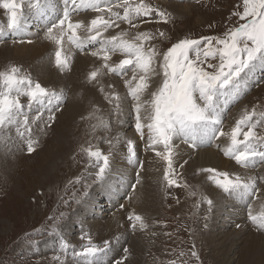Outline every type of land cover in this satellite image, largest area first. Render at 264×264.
I'll return each instance as SVG.
<instances>
[{
    "label": "rangeland",
    "instance_id": "obj_1",
    "mask_svg": "<svg viewBox=\"0 0 264 264\" xmlns=\"http://www.w3.org/2000/svg\"><path fill=\"white\" fill-rule=\"evenodd\" d=\"M62 2L63 0H58V7L61 9L63 8ZM144 2L168 13L169 21L167 23L163 22L153 12L150 17H139L135 20L134 23L139 25L136 28L131 27L127 23L119 22V27L113 26L103 32L102 36L107 38L126 32L127 35L124 39L132 40L137 33H151L154 38L145 41V48L154 46L159 52L163 53L174 43L185 37L194 39L222 37L229 28L243 23L238 16L232 15L233 12H242L240 8L243 10V0H180V3H187L191 8V15H186V17L176 16L169 12L163 4L159 3L162 1L156 3L155 0H144ZM170 2L174 3L176 1H164V3L169 4ZM17 3L20 4L21 0H17ZM130 3L135 5L140 3V0H130ZM28 9V3L23 0L21 11L25 13ZM112 11L123 15V8H113ZM7 15V11L0 8V17H2L0 19L5 22V25L8 19ZM85 15L93 16L92 20L100 15L107 19L110 14L107 11L103 14L95 11H84L73 16L84 17ZM39 21L38 24L35 22L24 27V35L20 40L9 33L6 37L0 38V72L5 71L10 65L20 66L22 72L29 74L34 82H39L43 87L50 90L51 87L42 82L43 79L40 76L38 77L33 67L28 65L26 61L23 60V63L14 59L6 61L5 56L4 58L1 57V48L14 47L17 45L16 42L21 40L26 41L25 45L27 46H31L32 42L45 40L46 25H48L49 21H45L46 23H42V20ZM30 30H33V33H30ZM160 32L165 33V36L161 37L159 35ZM8 35H11V39H6ZM28 41L31 42L29 43ZM97 46L96 44L88 45L83 52L73 46L71 47L77 52L79 51L77 55L88 54V56L93 57L94 61L96 60L95 63L98 61L100 63L101 60L92 56L89 51V49H94ZM66 54L70 55L71 53L68 51ZM115 56H118L120 60L125 58L124 56L121 58L122 55L120 56V54ZM52 58V64L54 65V54ZM68 59L71 61L70 58ZM157 59L159 60V57ZM215 62L213 61V63ZM72 68L73 64H70L67 68H63V72L58 70L57 73L60 74L62 72L69 75ZM96 69L106 70L102 68L101 63L97 65ZM93 70L95 68H90L87 74L90 75ZM89 75L87 77L85 75L83 81L86 79L87 82L84 83L82 81V85L88 91L91 90L95 93L100 100L98 102H93L91 99L86 102L81 101L85 92L73 95V101L78 102L80 106L82 105L81 107L79 106L81 115L76 117L75 124H73L75 126L74 130L71 129V137L64 145L57 144L55 139L58 129L62 128L58 117L59 113H62L61 111L67 108L70 102L71 87L69 86L66 89L68 91L65 93L62 103L59 105V109L57 110L56 101L53 105H45L47 107H44L47 110H40L44 114L42 120H36L35 123L31 124V136L38 141L34 145L35 151L33 153L28 154L26 143L17 136L14 129L6 131L0 137V264H82L83 257L77 256L75 253L80 252L82 246L87 243L88 235L91 236L92 242L97 246H102L104 241H110L107 254L104 256V264H136L137 262L139 264H220L221 259L218 258V255L224 250L225 263L227 264L229 260L228 262L237 264L232 257L233 247L225 245L222 248L215 249L217 243L208 244L205 241V236L209 233V229L212 228V219L216 217L215 213L211 217L213 208H215L214 205L207 203L212 198L210 194L212 190H220L215 186L212 179L215 174L203 171L204 169L199 170L197 167L193 168L191 172L180 170L181 164L175 161L174 149H172L174 174H170V177L176 181V184L169 186L164 179L166 163L163 160V168L159 173L160 182L157 190L158 195L155 199L156 202L147 207L150 211L147 217L142 219L146 227L140 231L141 233H138V229L131 227V224H136L137 222L129 221L128 216L131 212L126 209V206L123 208L122 201L127 198L128 190L125 195L119 197L120 200H114L113 206H109L106 203L105 196L101 194V182L97 181L94 176L95 171L98 170L92 167L95 164V160L90 159L84 149L91 147L93 151L100 150L103 154L108 155L112 172L105 177V180L107 181V177H109L113 183L114 181L119 182L126 175L123 172L114 171L111 160L117 148V139L123 135V131L120 119H117L118 116L114 112V103H110L105 98L106 93L110 94L116 91L112 85L109 87L110 84L106 86V89L104 85L102 86V81L109 78L108 75L103 74V77H101L102 74L101 76L98 75L96 80L93 81L89 80ZM109 75L114 76L111 73ZM112 77L110 78L112 79ZM117 79L122 80L119 76H117ZM128 79H131V73L123 77V80ZM135 83L133 81V85ZM151 84L150 81V88H152ZM158 84L153 87L154 90L159 86ZM101 87L104 95H102L100 90ZM124 88H126L125 83ZM153 89H148L145 92L144 97L146 99L150 98V92L154 91ZM21 99L22 103L26 102V98ZM106 105L108 108L111 106V108L105 110ZM241 106L242 108H240ZM254 106L257 111L264 110V72L262 71H257L253 78V86L242 99L238 102L230 101L227 105H223L224 109H226L223 130L225 132L230 131L244 111H251ZM49 110L54 113V121H48ZM110 111L114 112V117L111 120L108 115ZM240 112L243 113L240 114ZM35 115L36 109L33 108L29 116L35 117ZM49 123L51 126L47 127L46 125ZM133 124L134 122L130 123L128 128H124L127 129V132L124 131L125 134H129L130 131L134 133ZM255 131L258 135L264 136V128L257 127ZM136 133H134L135 136L131 134L133 137L129 134L130 137L127 136V141L132 140L133 144L138 145L135 138H138L139 135L137 133V137ZM240 138L242 139L243 137L241 136ZM185 145L189 146L186 143ZM59 146L60 148L62 146L65 154L61 155L62 157L51 166V157L57 152ZM206 147L212 148V144ZM206 147L191 148L199 152V150H205ZM258 148L264 149V146L258 145ZM216 150L218 152V148ZM50 153H52L51 156ZM193 156H190L188 160L190 161ZM224 157L229 159L226 156ZM229 160L234 161L232 159ZM134 161L137 163L136 172L140 171V165L143 161H140L137 154L131 162ZM205 169L212 168L207 167ZM250 170L255 173H264V165L258 164L255 169ZM90 173H93V175H89ZM228 173L229 176L232 175V178L235 177V172L229 171ZM136 175L134 174V176ZM77 180L80 182L77 183ZM135 184L136 182L132 186H135ZM257 185L259 192L256 196L250 198V203H247L246 207L244 206L246 210H248V206L251 203H256L261 193H264V181L257 183ZM85 186H87L88 192L86 197L83 195ZM132 186L129 188L130 191L133 190ZM204 186L207 187L204 188ZM136 192L137 190L132 191L134 194ZM222 194L224 198L232 200L236 206H239L235 198L229 196L228 193L222 191ZM93 197L99 203L106 204L107 207L101 208V211L104 209L109 211V213L98 215L95 212V207L89 208V213H87L85 206L88 205L87 201ZM129 201H133V199ZM85 202L87 203L85 204ZM118 208H123V212L119 214L117 225L123 230L120 233L121 235L104 229L101 231L97 230L93 227L95 225L90 224L95 222V219L98 221H96L97 224L102 225H104V222L114 220L112 211L114 212ZM86 219L88 220L86 221ZM234 228L237 231L239 224ZM248 228L264 237V230L259 229L257 226L251 224ZM233 229L226 228L228 232ZM132 234L141 237L142 240L144 239L143 245L137 247L138 249L136 248L137 244L134 246L132 242L134 240ZM213 235L217 236L214 232ZM219 237L218 235L214 240L219 239ZM62 240L67 242L66 248L63 247ZM125 249H127V252H125ZM193 252L196 253V256L192 255ZM234 258L237 261V257L234 256Z\"/></svg>",
    "mask_w": 264,
    "mask_h": 264
},
{
    "label": "snow or ice",
    "instance_id": "obj_2",
    "mask_svg": "<svg viewBox=\"0 0 264 264\" xmlns=\"http://www.w3.org/2000/svg\"><path fill=\"white\" fill-rule=\"evenodd\" d=\"M22 3L23 0L20 4L17 0H0V8L8 13V30H24L27 20L21 11ZM28 7L33 16L49 21L46 35L57 45L61 44L65 36L71 46L82 52L88 45L96 44L98 46L89 51L92 56L103 61V69L121 78L131 73V79L125 80L128 90L125 98H130L132 102L135 131L143 138L147 129V146L165 161L164 179L169 186L176 184L170 177V174H174V138H179L190 147H201L224 136L229 140V145L223 149L224 155L237 165L244 169L264 165V149L258 148V145L264 146V136L255 131L257 127L264 128V110L257 111L255 106L251 111L245 110L230 131L223 130L226 112L223 105L242 99L253 86L257 71L264 72V0H243L242 12L232 13L243 23L229 28L222 37H185L163 53L154 46L145 48V41L154 38L151 33H137L132 40L124 39L126 32L107 38L102 36L103 32L113 26L119 27V22L136 28L139 25L134 23L135 20L150 17L153 12L163 22L169 21L168 13L154 8L144 0L135 5L130 0H63L62 9L58 7V0H28ZM113 8H123V15L113 12ZM84 11L102 14L107 11L110 15L107 19L100 15L92 19L90 25L73 21L74 14ZM82 27L87 33L83 38L77 33ZM3 31L4 28L0 27V34ZM159 35L164 37L165 33L160 32ZM20 42L24 43L23 40ZM117 54L125 58L118 64L110 65L109 61ZM54 58L58 68L69 66L68 57H62L60 50L55 51ZM101 74V69H96L90 73L89 80H96ZM157 76L161 77L159 86L150 92L149 99H142L150 88L151 79ZM133 81L136 82L134 85ZM100 90L103 92L102 87ZM21 98H26V102L22 103ZM105 98L110 103L115 101L116 116L123 115L120 103L122 98L117 93H106ZM54 100L58 110L63 100L61 94L34 82L29 74L22 72L20 66L10 65L0 72V137L14 129L17 136L26 143L28 154L33 153L38 141L31 136V124L42 120L43 113L40 110L45 105H51ZM33 108L36 109V115L30 117ZM54 119V113L49 110L48 121ZM46 126L50 127L51 124ZM126 144L128 160L131 162L136 157L134 144L132 141H126ZM157 145H161L162 150H157ZM84 151L90 159L95 160L92 167L98 169L94 176L101 182V194L105 198L115 195L118 191L116 185L105 180L111 174L109 156L100 150L93 151L91 147ZM203 171L214 173L212 179L215 186L233 198L249 201L259 192L255 177L236 175L232 178L229 173L217 172L215 169ZM132 187L134 190L135 186ZM83 195H88L87 186ZM207 203L211 205L212 201L208 200ZM248 218L264 230V215L255 216L249 210ZM128 219L140 222L141 230L146 227L139 215L130 214ZM136 226L135 223L131 224L133 229ZM61 243L67 247L66 241L62 240ZM109 244L110 241H104L102 246H97L88 235L87 243L75 254L83 257L82 264H104ZM192 255L196 256V253Z\"/></svg>",
    "mask_w": 264,
    "mask_h": 264
},
{
    "label": "bare ground",
    "instance_id": "obj_3",
    "mask_svg": "<svg viewBox=\"0 0 264 264\" xmlns=\"http://www.w3.org/2000/svg\"><path fill=\"white\" fill-rule=\"evenodd\" d=\"M155 1H156V3H158V1H162L159 3L163 4V6H165L169 10V12H172L176 16L186 17V15L190 16L192 13L189 4L180 3V0H175L176 2H174V3L170 2V4L164 3L165 0H155ZM26 2L28 3V0H26ZM62 5H63V2H62ZM23 14H24L25 19L27 20V24L25 25V27H27L28 25H32L35 22L38 24L40 22L39 20H42V19H39V18L33 16L30 9H28ZM90 16L89 15L88 16L85 15L84 17L83 16H81V17L72 16V19H73V21H80L84 25H90L91 18L93 17V16L92 17H90ZM0 18H2V17H0ZM54 18L55 17H53V19ZM45 21L48 22L47 19H44V20H42V23H46ZM7 22H8V19H7ZM7 22H6V25H7ZM6 25H5V22H3L0 19V27L4 28L3 33L0 34V38L6 37V35L9 33V34L14 35V37L18 40L22 39V36L24 35L23 31L22 32H13L11 30H8ZM143 26H145V25H143ZM30 33H33V30L32 31L30 30ZM77 33L82 38L85 37L87 34L84 31L83 27L81 29H78ZM54 34H55V30H54ZM112 36H114V35H112ZM6 39H11V35H8ZM25 42L24 43L16 42L17 45L14 47L10 46V47L1 48L2 55H3V56L1 55V57L4 58V56H5L6 61L9 59L10 60L14 59V60H17L19 62L22 61L21 63L26 61V63H28V65H31L33 67V70H35L38 77L40 76V78L43 79L42 82H44L46 85H49L51 87L50 90L55 91L58 94H61L63 99H64L65 93L68 91V90H66L67 87L68 86L71 87L70 88V94H69L70 95L69 96L70 102L68 104V107L65 108L64 110H62L61 111L62 113H59V116H58L59 120L61 122L62 128L58 129V132L56 134V139H55L57 144L64 145L65 142L68 139H70V137H71V131L74 130V127H75L73 124H75L74 122L76 120V117H79V115H81L79 113V110H80L79 106L80 105L78 102L73 101V95L75 96V94H77V93L85 92L82 95L81 101L86 102L89 99H91V100H93V102H96V101L98 102L100 100V98L98 99V96H96L95 93H93L91 90L88 91L87 89H85L83 87L82 81H83L85 75H86V77L89 75L87 73H89L90 68H95V70H96L97 65H100V63L102 65L103 62H101L102 61L101 60L100 63L98 61V62H96L98 64H96L95 63L96 60L94 61L93 57L88 56V54L87 55L86 54L85 55H81V54L77 55V54H79L78 53L79 51L77 52L75 50L76 48L73 49L71 47V45L68 43V41L66 39V36L64 37L63 41L59 45H57L54 41H51L47 37V35H46L45 40H42L39 42L38 41L32 42L31 46L25 45ZM59 49H61L60 51L62 52V57L67 56L68 58L71 59V61L68 59V64L69 65L73 64L72 71L70 72L69 75L62 73L64 67L58 68L56 66V64H54V65L52 64V61H53L52 55L55 53V51H57ZM68 51H70V53H71L70 55L66 54ZM122 57L123 56H121V58ZM119 61H120V59L118 58V56L117 57L115 56L112 58L111 61H109V64L110 65L118 64ZM157 67H158V65H157ZM58 70H62V72L60 74H58L57 73ZM101 72H102V76L101 75H99V76L103 77V74H107L109 77V78H106L107 80L105 79L106 81L101 78L103 80L102 86L104 85V87L106 89V86H108L109 84L112 85L113 89H116L115 93H117L122 98L120 103H121V106L123 108V115H120L117 118V119H120V122L122 124V127H121L122 131L127 132V129H124V128H128L130 123H133V122H134V124H133L132 128L135 129V120H134L135 114H134V111L132 110V102L130 101V98H125V97H127V91H128L127 88H124L125 80H123V78H122V80L117 79V75L115 76V74H113L114 76L112 77L111 75H109L107 70H105V71L101 70ZM67 76H69V77H67ZM110 77H112V79ZM108 81H110V82H108ZM159 81H160L159 76L153 77L151 79L152 88H149V89L152 90L153 87H155ZM83 82L85 83V82H87V80L85 79ZM52 86H55V87L52 88ZM99 86H100V83H99ZM105 92H106V90H105ZM102 95H104L103 92H102ZM142 99H146V98L143 96ZM54 102H55V100L52 102V105L54 104ZM113 103H114L113 108H114V112H115V101H113ZM45 107H47V106H45ZM45 107L43 108L44 110L46 109ZM105 107H106L105 110H107L108 106L106 105ZM110 108H111V106H109L108 109H110ZM240 108H242V106ZM114 112L113 111L109 112L108 115L110 116V118H109L110 120L112 117H114ZM242 113L240 112V114H242ZM43 116H44V114H43ZM236 117H238V116L236 115ZM123 132H122L123 135L117 139V143H116L117 148L114 152V155H113L111 162H112V167H113L114 171L123 172L126 176L123 179L119 180V182L114 181L116 188L117 189L119 188V189H118V191L115 192V195L111 196V198H106V200H107L106 203L109 206H113L115 201L117 199H119L120 196L122 197V195H125V192L127 193V190H128L129 194H128L127 198L125 199V201H124V199L122 201L123 208L126 206V209H128L131 212V214L139 215V216H141L142 219H145L148 215V212L150 211V210H148L149 208L147 209V207H150L151 205L154 204V202H156L155 199L158 195L157 190H158V185L160 182L159 181L160 180L159 173L161 172V169L163 168V166H162L163 160L160 157H157L153 150L148 148V146H147V140H148L147 129H145V135L143 138H141V136L139 134H138L139 135V137H138V135L136 133L138 138H135V140H136L138 145L134 144V148H135V152L138 155V158L140 159V161L141 160L143 161L141 163L142 164L141 170L136 172V168H137L136 164L137 163H135L136 161L129 163L128 156H127V144H126V141L128 138L127 136H129V134H130V136H131V134H133V136H135L134 133L136 131H134V133L130 131L129 134L128 133L125 134V132L124 133ZM133 136H131V137H133ZM173 144H174L173 149H174V154H175V161L178 164H181L180 170H182V171H190L191 172L192 169L196 168V167L199 170L205 169L208 167V168L216 169L218 172H227L228 173L229 171H232V172L236 173L235 176L236 175H239V176L241 175L242 177L252 176V177L256 178L257 183L264 181V173H262V172H259V173L256 172L255 173L254 171H251L250 169H244V168L240 167L239 165H237L234 161H231V160L226 159L224 157L225 155H224L223 149L229 145V141H228L227 137L222 136L221 138L219 137V139H216L215 141H213L211 143L212 148L206 147L209 145L201 146V147H206V149L201 150V151L199 150V152H197L194 149H192L191 147L185 145V143H183L179 138H174ZM57 147H58V145H57ZM59 148H60V146H59ZM59 148H58L57 152L55 154H53L51 157L52 158L51 162H50L51 166H53L54 163L60 157H62L61 155L65 154L62 146L60 149ZM156 148H157V150H161L162 146L157 145ZM197 148H200V147H197ZM217 148H218V152L216 150ZM55 149H56V147H55ZM61 149H62V151H61ZM61 152H63V153H61ZM195 152H197L196 155H194ZM51 154L52 153H50V156H51ZM148 154H150V156H148ZM190 156H193V158L190 159V161H189L188 159L190 158ZM110 172H112V170H110ZM134 174H137L139 176V183H137V175L134 176ZM231 176L232 175H230V177ZM109 180H111V178L107 177V181H109ZM135 182H136L135 189L130 191L129 188ZM205 184H207V182H205ZM202 186H203V184H202ZM202 186H201V188H202ZM205 187H207V186H204V188ZM122 190H124V191H122ZM136 190H137V192L135 193L136 194V196H135V194L132 193V191H136ZM210 194L212 195V198H211L212 204L216 208V209L213 208V212L211 214V217H212L213 213H215L216 217H214V219H212V222H213L211 224L212 228L209 229L207 227L209 229V233L205 236V241H207L208 244L217 243L215 245V247H216L215 249L222 248L225 245L230 246L231 248L233 247L234 251H233L232 257H233L234 262L237 264H264V237L259 233H254L253 231H251L248 228L249 226H251V224L254 225L253 222H251L248 218L249 210L251 211L252 215H255V216L264 215V193H261V195L258 198V200L256 201V203H251L248 206L249 207L248 210H246L245 207L247 206V203H250L249 201H241V200L235 198V200L239 204V206L238 205L236 206V204L232 200L226 199V198H224V196H222L223 194H222L221 190L213 189ZM98 195H99V192H98ZM132 199H133V201H129ZM87 202H88V205L85 206L87 208V211H86L87 213H89L88 212L89 208L92 209V207H95L94 208L95 212L98 215L99 214L103 215L106 212L109 213V211L104 210V209H103V211H101L102 210L101 208L107 207V205L99 203L96 199H94V197L89 199ZM87 202H85V204ZM123 208L122 209L118 208V209L114 210V212L112 211V215H113L112 217H114V220L104 222L103 223L104 225L97 224V222H98L97 219H95L97 222L96 221L91 222L90 224L95 225L93 227L97 230L101 231L102 229H104V230H108V231H113L117 235L118 234L121 235L120 233H122L123 230L120 229V227H118L117 225H118V220H119V214H121L123 212L122 211ZM87 220L88 219H86V221ZM139 223L140 222L136 223V225H137L136 230L138 229V233H141ZM238 224H239V228L236 231L234 227H237ZM254 226H256V225H254ZM226 228H229V229L234 228V229L232 231L228 232V230H226ZM223 230H225V231H223ZM213 232L217 236L218 235L220 236L219 239L214 240V238L217 236H214ZM203 235H205V234H203ZM132 236H134V240L132 241L134 246L137 244L136 248L143 245L144 239L142 240V238L138 237L137 235L132 234ZM139 250H140V248H139ZM224 255H225V250L221 251L218 255V258L221 259L220 264H226ZM234 256L237 257V261L235 260ZM228 261H227V264H232V262H228ZM132 264H134V263H132ZM136 264H139V262H137Z\"/></svg>",
    "mask_w": 264,
    "mask_h": 264
}]
</instances>
